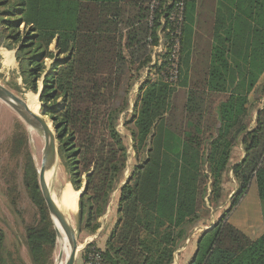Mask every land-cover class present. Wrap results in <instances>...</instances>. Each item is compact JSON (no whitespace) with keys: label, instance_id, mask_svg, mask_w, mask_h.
<instances>
[{"label":"trees","instance_id":"1","mask_svg":"<svg viewBox=\"0 0 264 264\" xmlns=\"http://www.w3.org/2000/svg\"><path fill=\"white\" fill-rule=\"evenodd\" d=\"M178 2L184 19L172 85L164 80L173 30L167 16ZM243 30L250 35L245 54L231 53ZM53 41L57 55L49 50ZM0 47L15 52L16 92L37 94L41 83L42 114L55 129L67 182L75 191L86 182L78 232L93 235L100 228L126 168L119 122L145 155L135 184L120 187L104 246L92 241L81 251L84 264L91 251L100 264H173L208 206L218 205L228 171L238 189L198 236L187 264H264V234L250 239L228 222L252 182L264 203V102L252 127L248 103L264 73V22L246 23L238 5L218 0H0ZM46 60L54 61L47 67ZM146 72L131 103L129 93ZM23 140L20 128L15 151ZM237 147L243 158L230 166ZM24 159L22 183L37 212L25 228V247L31 264H52L54 226L37 170L27 153ZM0 264H23L5 250L2 230Z\"/></svg>","mask_w":264,"mask_h":264},{"label":"rangeland","instance_id":"2","mask_svg":"<svg viewBox=\"0 0 264 264\" xmlns=\"http://www.w3.org/2000/svg\"><path fill=\"white\" fill-rule=\"evenodd\" d=\"M244 32L245 31L243 30V33ZM238 38L241 39V36ZM54 48L55 42L53 41L49 46V50L57 55V52L54 50ZM13 53L15 52H6L0 47V85L12 91L16 96L24 99V94L30 92H25L24 90H21V92H16L13 88V84L17 83L18 85H20V79L16 76V64L14 63V59L12 56ZM232 56L238 58V60H240L239 58L243 57L241 54H234ZM156 60L157 57L153 60V63H155ZM53 61L54 60H46V66L49 67V65ZM147 75V72L145 74H142L140 82H137L134 85L133 89L129 93L130 102L131 100H134L138 93L139 85L141 84V81H143L142 77L145 78L147 77ZM262 75L260 76V78L262 77ZM151 78L152 80H156V77L154 75L153 77L151 75ZM260 80H262V83H260V81L258 80L257 87L254 89V92L249 94L248 96V103L252 120L250 127L254 125L256 108L262 105L264 102V75ZM41 89V83H39L38 93L33 94L38 100V105L40 103L39 94ZM40 104L42 105V103ZM42 107L43 105L41 107L38 106L39 113L42 111ZM128 113H131V108L128 110ZM128 113L126 115V118H129ZM46 120L49 121L48 118H46ZM30 127L31 126L26 125L9 106L0 101V230L3 231L5 236V250L10 256H12L13 259L18 258L23 264H31L24 243L25 228L29 225L34 224L37 218V212L28 200L22 183V173L25 162L24 158L25 154L27 153V155L31 158L36 170L38 171V169L40 168L41 152L44 145L42 131L40 129ZM20 128L23 130V146L20 147L21 151H15L16 149L14 148V146H12V141L14 137L19 136ZM117 128L122 136V140L128 155L126 168L123 172L118 188L114 190L111 195V200L105 214L98 219V222H100L101 225L100 228H98V230L95 232V234H97L100 229H102L103 224H106L107 222H110L114 219V210L117 206V198L120 187L125 185L126 183H129L130 186H133L135 184L136 177L134 172L137 167H139L144 161L143 158L145 159V155L142 154V152L136 151L129 133L123 128V122H119ZM243 155V150L240 147H237L233 151L230 166L241 161ZM131 177L132 179H130ZM67 180V172L59 161L56 173L49 181L50 193L56 198V201L60 200L63 186L64 192L67 191L65 190V184L67 183ZM222 181V194L218 205L216 207H213L211 205L208 206L209 212L207 218L200 222L195 229H193L192 234L177 249L174 255L173 264H185L186 261L189 262L195 252L198 236L203 231L211 228V225L216 223L223 212L229 208L231 197L236 193L238 185L237 182L233 179L231 171L226 172V174L223 176ZM74 191L73 193L75 205L68 204V202L66 203L65 201H63L65 205L73 208L74 211L63 209V207L61 205L60 206L62 210H64L68 219H70L71 225H73L74 223V232L78 245L77 258H80L81 251L83 250L82 248H85L84 242H87L86 239L88 240L92 235H88L85 232L80 233L77 231L79 216V198L77 193H79L80 191H76V193ZM247 194L248 198H250V196H254L255 200H257L256 186L253 182L250 184ZM261 203L262 205H264L263 202ZM240 212L241 209L237 211V214H239ZM252 218L253 219L252 221H250V223L252 225H255L253 230H259V227H257L259 221L261 222V228H263L264 230V220L262 221L260 214L258 216L255 215ZM258 218H260V220ZM99 238L102 239V237ZM58 252L59 246L56 244L52 264L55 263L56 254ZM77 258L75 264L78 263L79 259L77 260Z\"/></svg>","mask_w":264,"mask_h":264},{"label":"water","instance_id":"3","mask_svg":"<svg viewBox=\"0 0 264 264\" xmlns=\"http://www.w3.org/2000/svg\"><path fill=\"white\" fill-rule=\"evenodd\" d=\"M41 91L42 89L40 90V93ZM0 101L9 106L26 125L40 129L42 131L44 145L41 152L40 168L37 171L38 183L42 197L45 201L48 215L54 226L56 234V244L59 246L60 251L58 260H60L62 256V247L64 244L63 235H65L71 248L69 257L67 258L65 264H75L78 252L75 232L70 223V219H68L64 210H62L57 205V202L52 197L48 186V180L50 178L47 180V175H49L50 172L53 174L56 172L59 162L58 144L56 141L55 129L52 128V126L48 127L46 125L45 121L43 120L44 116L42 114V111L40 112V114H36L30 111L25 102L20 97L16 96L12 91L2 85H0ZM40 106L42 105L40 104ZM85 186L86 182L83 184L82 193ZM62 192L63 190L61 191L60 199L62 198ZM82 193L78 198H80ZM58 226L60 227L61 232L58 229ZM56 261L54 264H56Z\"/></svg>","mask_w":264,"mask_h":264},{"label":"crops","instance_id":"4","mask_svg":"<svg viewBox=\"0 0 264 264\" xmlns=\"http://www.w3.org/2000/svg\"><path fill=\"white\" fill-rule=\"evenodd\" d=\"M218 4H226L229 8V6H235L238 5L239 8H241V13L243 15V21L245 20L246 23L250 22V18L254 21H260L264 22V0H218ZM240 10H234V14H237V12ZM258 17V18H256ZM240 40H242L241 45L237 44ZM250 43V35L249 33L244 32L241 34V39L237 37V39L234 40L232 46H229V51L231 53H239L240 49H242V53L245 54V45L248 46ZM242 47V48H241ZM244 48V49H243ZM14 59V53L12 54ZM15 63V59H14ZM16 64V63H15ZM264 75V74H263ZM262 75V77H263ZM261 77V78H262ZM260 78V79H261ZM260 83H262L260 80ZM263 85V84H261ZM241 209V212L237 214V211ZM115 211V210H114ZM264 205H262L261 202H259L258 198L255 200L254 196H250L248 198V194L245 196V198L242 200V202L239 204V206L232 212V214L229 216L228 222L232 224L234 227L242 231L245 235H247L250 239H255L259 237L260 235L264 234L263 228H261V222L259 221L258 229L259 230H253L255 225H252L250 221H252V217L255 215H259L264 220ZM116 212L114 215V219L110 222H107L106 224H103L102 229L97 234H94L89 238L86 239L87 242H84V245L91 243L92 241H95L97 245L102 248L104 246L105 240L109 234V231L111 230L112 226L114 225L116 221ZM260 220V218H258ZM249 221V223H248ZM263 230V231H261ZM256 231V232H254ZM99 237H102L99 238ZM86 243V244H85ZM84 247V246H83ZM84 249V248H82ZM193 256V255H192ZM79 259V260H78ZM78 263L77 264H84L83 260L81 258H77ZM190 261V260H189ZM188 261H186L185 264H187Z\"/></svg>","mask_w":264,"mask_h":264},{"label":"built area","instance_id":"5","mask_svg":"<svg viewBox=\"0 0 264 264\" xmlns=\"http://www.w3.org/2000/svg\"><path fill=\"white\" fill-rule=\"evenodd\" d=\"M156 8V3L153 2L150 6L151 10ZM184 19V5L183 2H178L174 5L172 11L167 16V21L172 24L173 30L170 34L171 45L169 48V54L167 56L168 65L166 68L165 78L166 82L174 85L177 82L178 70L180 63V39H181V27ZM162 50V45L158 46V51ZM86 264H100V256L98 252L91 251L86 258Z\"/></svg>","mask_w":264,"mask_h":264},{"label":"bare ground","instance_id":"6","mask_svg":"<svg viewBox=\"0 0 264 264\" xmlns=\"http://www.w3.org/2000/svg\"><path fill=\"white\" fill-rule=\"evenodd\" d=\"M24 99H22L24 102H25V104L27 105V107H28V109L30 110V111H32V112H34V113H36V114H40L39 113V111H38V106L39 107H41L40 106V103H39V105H38V100H37V98H36V96L35 95H33V94H31V93H26V94H24V97H23ZM2 102V101H1ZM43 120L45 121V123H46V125L48 126V127H51V125H50V123H49V121L48 120H46V118H43ZM31 128V127H30ZM39 170V169H38ZM56 173V172H55ZM55 173L53 174V173H51L50 172V174L49 175H47V180L50 178H52L54 175H55ZM52 174V175H51ZM50 179L48 180V186H49V181H50ZM65 190H67L66 192H64V186H63V192H62V198L58 201H56V198L52 195V197L54 198V200L57 202V205L61 208V206L63 207V209H69V210H71V211H74L73 210V208H70L69 206H67V205H65L64 204V202L63 201H65L66 203L68 202V204H72V205H75V200H74V193H73V191H72V188H71V185L69 184V182H67L66 184H65ZM82 190L83 189H81L80 190V192L79 193H77L78 194V197H79V195L82 193ZM75 193H76V191H74ZM68 200V201H67ZM61 205V206H60ZM62 209V208H61ZM72 228L75 230V228H74V223H73V225H72ZM58 229L60 230V227L58 226ZM60 232H61V230H60ZM64 236V238H63V240H64V244H63V247H62V256H61V258H60V260H58V255H59V252L56 254V260H58V261H56V264H65V262H66V260H67V258L69 257V254H70V244H69V242H68V240H67V237L65 236V235H63Z\"/></svg>","mask_w":264,"mask_h":264}]
</instances>
